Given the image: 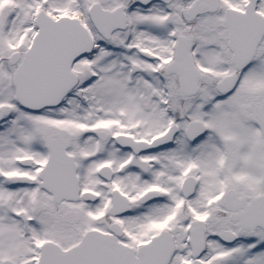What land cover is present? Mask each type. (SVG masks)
<instances>
[{"label": "snow or ice", "instance_id": "6c2138e0", "mask_svg": "<svg viewBox=\"0 0 264 264\" xmlns=\"http://www.w3.org/2000/svg\"><path fill=\"white\" fill-rule=\"evenodd\" d=\"M0 264H264V0H0Z\"/></svg>", "mask_w": 264, "mask_h": 264}]
</instances>
